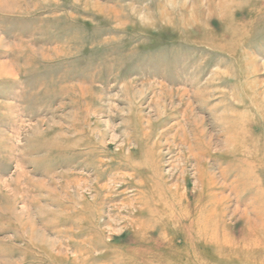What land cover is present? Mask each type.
<instances>
[{
  "label": "rangeland",
  "instance_id": "374dc122",
  "mask_svg": "<svg viewBox=\"0 0 264 264\" xmlns=\"http://www.w3.org/2000/svg\"><path fill=\"white\" fill-rule=\"evenodd\" d=\"M0 264H264V0H0Z\"/></svg>",
  "mask_w": 264,
  "mask_h": 264
}]
</instances>
